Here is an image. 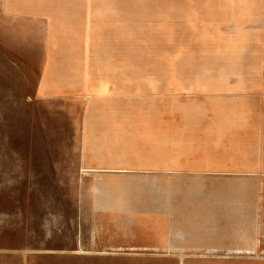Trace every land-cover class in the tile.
<instances>
[{
	"label": "rangeland",
	"instance_id": "rangeland-1",
	"mask_svg": "<svg viewBox=\"0 0 264 264\" xmlns=\"http://www.w3.org/2000/svg\"><path fill=\"white\" fill-rule=\"evenodd\" d=\"M182 1L107 2L133 21L123 39L133 71L123 72L122 86V110L139 127L133 159L158 170L105 187L108 210L96 207L95 176L56 181L67 177L47 171L54 157L44 149H73L81 119L72 113L104 103L33 101L36 74L19 52L20 23L0 2V264H178L111 248L115 229L162 225L163 214L177 232L234 230L236 244L239 232L258 236L248 253L186 264H264V0ZM51 112L66 118L41 115Z\"/></svg>",
	"mask_w": 264,
	"mask_h": 264
},
{
	"label": "crops",
	"instance_id": "crops-1",
	"mask_svg": "<svg viewBox=\"0 0 264 264\" xmlns=\"http://www.w3.org/2000/svg\"><path fill=\"white\" fill-rule=\"evenodd\" d=\"M0 2L5 15L9 14L19 20L20 44L25 48L19 52L33 65L32 69L36 74L31 95L33 101L97 100L104 103L103 109L93 106L91 109L72 113V118L81 119V130L75 136L73 149L64 144H59L60 153L46 145L44 149L54 157L50 164L45 165L47 171L54 176L67 177L56 181H83L87 175L95 176L98 190L96 207L108 210L109 202L103 197V190H112L118 186L121 188L122 176L128 173L158 171L143 168L147 166L146 163L140 164L137 157L133 159V155L138 152L139 127L137 122L128 120L137 116H132L131 111L122 110L123 72L133 71V62L131 57L128 58V50L124 49L123 39L124 31H132L133 21H130V25L128 21L123 22L120 20L123 18L121 11L114 8L119 5L107 4L139 0ZM108 7L111 9H107ZM129 16L133 19V14L125 15V18ZM134 24V29H137L136 20ZM24 40L26 46H23ZM130 52L132 55V49ZM134 70H138L137 63H134ZM28 79H31V75H28ZM41 115L53 120L66 118L64 112ZM53 124L61 128L64 123L57 121ZM60 167L72 169L58 171ZM74 167L78 169V175L70 173ZM75 176L78 178H73ZM108 199L115 200L114 211L121 208L120 197L109 193ZM162 220V225L153 224L130 230L115 229L116 244L111 248H115V253L117 250H129L127 253L130 254L157 257L144 258L152 262L186 264L191 256L207 257L218 254L232 257L248 253L255 245L259 247L258 236L252 240L249 232H239L238 237L243 243L236 244L234 230L229 232L227 229L220 233L219 229L200 226L201 228L178 229L177 232L174 227L171 228L166 214H163ZM99 237L98 232L96 239ZM122 238H126V241ZM88 250L104 254L102 250ZM192 251L204 253H189Z\"/></svg>",
	"mask_w": 264,
	"mask_h": 264
},
{
	"label": "bare ground",
	"instance_id": "bare-ground-1",
	"mask_svg": "<svg viewBox=\"0 0 264 264\" xmlns=\"http://www.w3.org/2000/svg\"><path fill=\"white\" fill-rule=\"evenodd\" d=\"M113 250H115V248H112Z\"/></svg>",
	"mask_w": 264,
	"mask_h": 264
}]
</instances>
